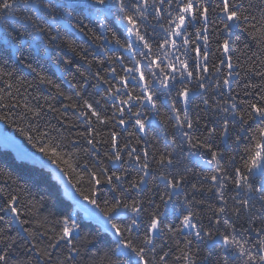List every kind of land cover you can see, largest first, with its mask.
<instances>
[{
    "label": "snow or ice",
    "instance_id": "snow-or-ice-1",
    "mask_svg": "<svg viewBox=\"0 0 264 264\" xmlns=\"http://www.w3.org/2000/svg\"><path fill=\"white\" fill-rule=\"evenodd\" d=\"M57 7H62L65 11L77 7L87 9L89 14L96 18L98 28L104 30L99 35L93 32L92 40L101 42L98 46L105 53L109 50L121 53L107 57L106 75H102L100 71L93 75L96 81L94 87L104 86L101 101L105 104L111 102L110 107L113 111L110 117L102 115L99 110L101 101H89L84 98L82 89L88 86L87 79L79 87L73 85L77 88L76 96L80 98V102L65 105L66 109L68 107L75 109L78 118L90 126V130L79 134L90 146V151L95 150L100 143L93 135L95 124L107 125L115 122L127 125L131 121L139 132H146L149 120L146 119L147 113L144 109L148 108L149 112L160 115L157 101L160 92L168 99L170 111L174 114L164 123L174 120L177 129H192L193 121L189 118L188 106L194 102L196 96L201 95L200 89H207L209 80L206 74L210 68L212 74L217 77L212 81L215 88L229 90V99L224 101L223 106L217 102V106L222 107L225 113L230 112L232 117L231 121L227 118L223 120L219 131L221 137L233 139L239 156V166L235 165L236 156L228 158L233 165L231 174L222 163L225 160L224 153L215 147L214 140L218 134L215 127L208 130L207 135L203 137H194L189 131L180 133L189 149L203 150L210 155L208 164L214 166L215 174L209 179L216 183L220 190L219 198L223 201V206L214 210V223L223 224L224 231L217 228L213 233L205 231L202 226L198 227L199 221L192 211L183 216L181 226L182 229L194 230L198 240L219 238L221 247L228 253L221 257L219 264H230V255H236L240 264H264V216H261L259 226L254 228L251 225L247 228L239 227L232 220L233 216L239 218L241 211L250 205L253 194L258 197L261 211H264V71L256 73L261 77V83L245 85L244 95L251 99L236 101L231 96L233 77L231 53L235 43L233 30L240 29L247 33L258 44L261 55L264 56V5L256 6L251 2L246 3V0H84L78 5H58L53 3V0H0V19L15 16L18 11L34 12L35 16L24 15L23 18L35 34H41L49 32V29L43 26V11L46 10L50 20L56 22ZM109 16L112 20L108 19ZM212 17H216L220 24L216 25ZM113 23L118 25L119 34L113 29ZM210 26H215V31L224 34L222 42L217 41L216 45L219 54L217 63L209 60ZM68 27H72L71 23ZM76 27L80 32H85L86 26L80 21H77ZM55 31L56 35L49 32L50 42L59 39V29ZM69 47L71 48V45ZM72 51H75V48H72ZM81 59L89 65L92 64L87 55H82ZM261 63L264 64V60ZM99 64L103 66L105 61L101 60ZM117 64L120 71H117L115 66ZM222 66L228 71L223 72ZM41 82L52 83L46 81L44 77H41ZM53 86L59 95H64L59 91V85ZM8 87L11 88L12 85L8 84ZM201 99L204 104L209 103L202 95ZM178 102L182 107L177 106ZM240 104L246 106L241 109ZM23 108L31 114L33 121L38 120L43 114V108L39 105L29 107L25 103ZM21 118L28 117L25 115ZM0 119L6 117L0 116ZM230 125L231 129H236L234 138L230 135ZM19 131L29 141L34 142L33 146L43 154V157L37 160L35 152H20V158L38 161L44 167H48V161H51V164L56 166V178L64 183L65 194L75 202L80 211L102 223L105 232H111L115 237V247L110 248L109 252L113 256L123 255L125 259L110 260L109 264H166L167 253L156 261L149 260L147 255L149 251L156 250L157 234L165 229L172 233L173 228L162 222L164 213L159 211V204L149 199L147 204L152 209L149 211L142 198H133L131 194H139L143 190L146 178L152 173V165L157 166L154 179L165 185V191L160 196L165 205L172 200L173 195L182 190L186 177L180 173L173 174L171 171L175 165L174 154L177 149L183 150V145L178 143L176 135H172L169 141L172 151L165 148L157 156L155 153L150 154L147 148L138 153L136 148L128 143L120 146L117 140L118 133L111 132L110 152L105 154L113 166L110 169L103 161H97L93 165L87 161L81 164L79 160L69 163L71 157L65 159L69 154L63 151V143L57 142L56 137H52L48 132H40L38 127L34 129L31 123L27 130L20 128ZM34 132L39 134L33 135ZM70 143L76 145L79 140L75 139ZM62 164L67 167H61ZM77 168L80 169L79 172ZM130 169L138 172L137 178L128 179ZM69 171L74 173V176L69 177ZM228 180L237 189L236 196L240 197L237 206L232 209L227 207L222 191L223 181ZM78 184H86L87 190H82ZM102 187H107L109 191L118 195H114L111 200L102 199L100 196ZM0 212L12 213L21 225L27 222L20 219L18 195L9 194L4 205L0 206ZM146 212L147 219L144 218ZM129 214L130 223L119 222L121 217ZM44 220L46 223L47 217ZM3 221L4 216L0 215V222ZM251 223H254V220ZM40 226L44 227V223ZM141 229L143 238L137 243L132 234ZM250 231L255 232L258 239L250 241L247 236ZM50 232L52 235L47 247L41 248L38 244H33L31 249L39 257L46 259L48 264H51L53 258V253L49 249L65 245L69 252L66 259L71 260L80 255L82 248L99 242L90 234L80 235L81 223L71 211L55 220ZM29 235L33 238L35 236L31 232ZM77 239L79 244L75 242ZM191 243L192 241H187L185 247ZM0 244L4 245L0 248V264H9V252L15 247L16 241L7 236L6 227H0ZM178 259L194 264L190 253ZM58 264H65V261H59Z\"/></svg>",
    "mask_w": 264,
    "mask_h": 264
},
{
    "label": "trees",
    "instance_id": "trees-1",
    "mask_svg": "<svg viewBox=\"0 0 264 264\" xmlns=\"http://www.w3.org/2000/svg\"><path fill=\"white\" fill-rule=\"evenodd\" d=\"M83 2L84 0H53V3L58 5H78ZM247 2L256 6L264 5V0H246ZM42 14L43 26L49 29L51 35H56L55 29H59L58 40L50 42L49 32L41 34L33 32L23 17L24 15L35 16L34 12L18 11L15 16L0 19V116L6 117V119H0L2 127L14 134V141L21 144L25 151L35 152L37 160L39 157H43V154L33 146L34 142L29 141L19 131L20 128L27 130L30 123L34 129L38 127L40 132H48L52 137H56L57 142L63 143V151L69 154L65 156V159L71 157L69 163L79 160L81 164L87 161L93 165L97 161H103L110 169L113 166L105 154L110 152L111 132L118 133L117 140L120 146L128 143L131 147L136 148L138 153L147 148L150 154L155 153L157 156L165 148L172 151L169 141L172 135H176L178 143L183 145V150L177 149L174 154L175 165L171 171L173 174L180 173L186 177L182 190L173 195L172 200L165 205L160 200V196L165 191V185L154 179L157 166L152 165V173L146 178L143 190L139 194H131L133 198H142L146 207H149L147 204L149 199L159 204V211L164 213L162 222L173 228L172 233L165 229L157 234L156 250L155 252L149 251L147 258L156 261L164 253H167L166 264H188L186 260L178 259V257L190 253L194 264H219L221 257L228 254L221 247L219 238L198 240L194 235V230L182 229L181 226L183 216L188 211H192L199 221L198 227L202 226L205 231L215 233L217 228L220 231H224L225 228L223 224L215 225L214 223V210L223 206V201L219 198L220 190L216 183L209 179L215 174L214 166L208 164L210 155L203 150L189 149L185 138L180 133L189 131L194 137H203L207 135L208 130L215 127L218 133L214 140L215 147L224 153L225 160L222 163L231 174L233 165L228 158L236 156L235 165L239 166V156L233 139L221 137L219 131L223 120L227 118L231 121L232 117L230 112L225 113L222 107L217 106V102L223 106L224 101L229 99V90L215 88L212 81L217 77L212 74L210 68L209 73L206 74L209 85L206 90L200 89L201 95L209 103L204 104L201 95H198L194 102L188 106L189 118L193 121L192 129H177L174 126V120H169L167 124L164 123L174 114L170 111L168 99L163 92H160L157 95L160 115L157 116L155 113L149 112L148 108L144 109L147 113L146 119L149 120L146 132H139L131 121L127 125H119L115 122H110L107 125L95 124L93 135L100 143L97 144L95 150L90 151V146L79 135L90 130V126L85 125L78 118L75 109L71 107L66 109L65 105L80 102V98L76 96L77 88L73 85L79 87L85 79H87L88 86L82 89L84 98L89 101H101V97L104 95V86L94 87L96 81L93 75L97 71L106 75L107 57H114L121 53L113 50L105 53L98 46L101 42L92 40L93 32L99 35L104 30L98 28L96 18L91 16L87 9L77 7L65 11L64 8L57 7L56 22L50 20L46 10ZM108 19L112 20V17L109 16ZM212 19L215 20L216 25L220 24L216 17H212ZM77 21L86 26L84 33L76 27ZM69 23L72 25L71 28L68 27ZM112 27L119 34L118 25L113 23ZM214 28L215 26H210L209 60L212 63H217L219 54L216 51V45L217 41L222 42L224 34L215 31ZM5 36L9 38L3 39L2 37ZM233 39L235 43L231 53L233 63L231 96L236 101L249 100L251 97L244 95L245 85L261 83V77L256 73L264 71V64L261 63L264 56L261 55L258 44L240 29L233 30ZM72 48H75V51H72ZM82 55H87L92 64L89 65L81 59ZM124 55L127 56V54ZM101 60L105 61L103 66L99 64ZM66 61H71V63H65ZM115 66L117 71H120V66L118 64ZM222 71L227 72L228 69L222 66ZM41 77H44L46 81H52V83L41 82ZM8 84H11L12 87L9 88ZM53 85H59V91L64 95H59ZM68 97L72 99L69 100ZM25 103L29 107L37 105L42 107V116L33 121L31 114L23 108ZM110 103L105 104L104 101H101L99 110L102 115L111 116L113 109H111ZM177 106L182 107L179 102ZM245 106L244 104L239 105L241 109ZM25 115L28 118L22 119L21 117ZM129 133H133V135L130 136ZM32 134L38 135L39 133ZM230 135L234 138L236 129H231ZM75 139L79 140L78 144L70 143ZM45 159L47 158L45 157ZM48 164V167H44L38 161L21 159L13 148L0 143V206L4 205L9 194L18 195L20 219L27 221L21 225L20 229L15 225L12 213L0 212V215L4 216L0 227H6L7 236L16 241L15 247L9 252V264H48L46 259L39 257L31 250L32 245L38 244L41 248L47 247L52 235L50 229L54 226L55 220L70 211L81 223L82 233L80 235L90 234L92 237H96L99 242L82 248L80 255L71 260L66 259L69 256L67 246L61 245L56 249H49L53 253L51 264H58L59 261H65V264H109L110 260H124L123 255L113 256L109 252L110 248L115 247V237L111 232H105L102 223L87 217L77 208L75 202L65 194L64 183L56 178V166L51 164V161H48ZM61 167L66 168L67 165L62 164ZM76 170L80 171L79 168ZM130 173L129 180L137 178V171L130 169ZM72 176L74 173L69 171V177ZM223 184L224 199L227 201V207L232 209L237 206L240 197L236 196L237 189L230 180L223 181ZM77 186L84 191L87 190L86 184ZM114 195L118 194L109 191L107 187H102L100 190L102 199L111 200ZM151 210L149 207V211ZM261 216H264V211H261L258 197L253 194L250 205L241 211L239 218L233 216L232 220L239 227L247 228L251 225L254 228L259 226ZM45 217H47L46 223ZM130 217L131 214L121 217L119 222L128 224ZM147 217L148 213L146 212L144 218L147 219ZM253 220L254 223H251ZM42 223H44V227L40 226ZM30 232L35 234L34 238L29 235ZM247 236L250 241L258 239L256 233L252 231L248 232ZM132 237L139 243L143 238V229L139 232L134 231ZM189 240L192 243L185 247ZM75 242L79 244V239ZM3 247L4 245L0 244V248ZM230 264H240L236 255H230Z\"/></svg>",
    "mask_w": 264,
    "mask_h": 264
},
{
    "label": "rangeland",
    "instance_id": "rangeland-1",
    "mask_svg": "<svg viewBox=\"0 0 264 264\" xmlns=\"http://www.w3.org/2000/svg\"><path fill=\"white\" fill-rule=\"evenodd\" d=\"M15 137L14 134L10 133L8 130L4 129L0 122V143L4 146H10L13 148L18 155H20V152H26L24 150V147L14 141Z\"/></svg>",
    "mask_w": 264,
    "mask_h": 264
},
{
    "label": "water",
    "instance_id": "water-1",
    "mask_svg": "<svg viewBox=\"0 0 264 264\" xmlns=\"http://www.w3.org/2000/svg\"><path fill=\"white\" fill-rule=\"evenodd\" d=\"M14 220H15V225L21 229V224L15 218Z\"/></svg>",
    "mask_w": 264,
    "mask_h": 264
}]
</instances>
